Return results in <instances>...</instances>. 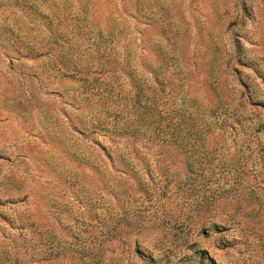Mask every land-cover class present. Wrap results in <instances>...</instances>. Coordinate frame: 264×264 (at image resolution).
<instances>
[{"label": "rangeland", "instance_id": "obj_1", "mask_svg": "<svg viewBox=\"0 0 264 264\" xmlns=\"http://www.w3.org/2000/svg\"><path fill=\"white\" fill-rule=\"evenodd\" d=\"M0 264H264V0H0Z\"/></svg>", "mask_w": 264, "mask_h": 264}, {"label": "trees", "instance_id": "obj_2", "mask_svg": "<svg viewBox=\"0 0 264 264\" xmlns=\"http://www.w3.org/2000/svg\"><path fill=\"white\" fill-rule=\"evenodd\" d=\"M188 113H189V112H188ZM158 115H159V112H158ZM158 115H157V116H158Z\"/></svg>", "mask_w": 264, "mask_h": 264}]
</instances>
